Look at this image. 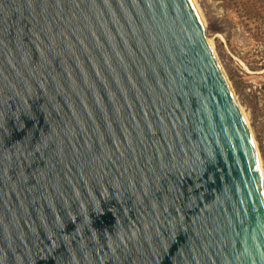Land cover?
Returning <instances> with one entry per match:
<instances>
[{"label": "water", "instance_id": "95a60500", "mask_svg": "<svg viewBox=\"0 0 264 264\" xmlns=\"http://www.w3.org/2000/svg\"><path fill=\"white\" fill-rule=\"evenodd\" d=\"M192 0H0V264H264V172Z\"/></svg>", "mask_w": 264, "mask_h": 264}, {"label": "rangeland", "instance_id": "374dc122", "mask_svg": "<svg viewBox=\"0 0 264 264\" xmlns=\"http://www.w3.org/2000/svg\"><path fill=\"white\" fill-rule=\"evenodd\" d=\"M208 39L248 116L264 172V0H195Z\"/></svg>", "mask_w": 264, "mask_h": 264}, {"label": "bare ground", "instance_id": "6f19581e", "mask_svg": "<svg viewBox=\"0 0 264 264\" xmlns=\"http://www.w3.org/2000/svg\"><path fill=\"white\" fill-rule=\"evenodd\" d=\"M193 1V3H194V5H195V7H196V9H197V11H198V13H199V15H200V17H201V19H202V22H203V25L206 27V22H205V19H204V17H203V14L200 12V9H199V7H198V5L196 4V1L195 0H192ZM209 41V44H210V46H211V48L213 49V51H214V46H212V42L210 41V40H208ZM215 53V52H214ZM222 65V64H221ZM231 85V84H230ZM235 95V94H234ZM236 97V96H235ZM237 99V98H236ZM238 101V100H237ZM240 109H241V111H242V113H243V115H244V118H245V120H246V122H247V124H248V126L250 127V123H249V120H248V116H247V114L244 112V110H243V108L240 106ZM250 131H251V134H252V137H253V140H254V143H255V145H256V148H257V144H256V140H255V138H254V136H253V133H252V130H251V127H250ZM258 150V149H257ZM258 155H259V152H258ZM259 160H260V155H259ZM260 165H261V168H262V171H263V166H262V163H261V160H260Z\"/></svg>", "mask_w": 264, "mask_h": 264}]
</instances>
